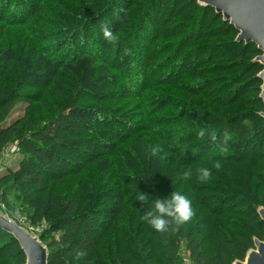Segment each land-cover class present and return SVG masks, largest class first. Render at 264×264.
Here are the masks:
<instances>
[{
    "label": "trees",
    "instance_id": "trees-1",
    "mask_svg": "<svg viewBox=\"0 0 264 264\" xmlns=\"http://www.w3.org/2000/svg\"><path fill=\"white\" fill-rule=\"evenodd\" d=\"M177 1L181 0H150V28L146 27V33L141 31L138 38L136 36L140 48L146 50L155 41L153 37H160L158 29L168 17L164 9L172 10L170 16L176 17L183 7H177ZM193 1L197 8L202 9L198 13L203 16V22L211 23L217 17L238 34L235 27L224 21L223 15L217 14L214 8ZM110 22L118 25L117 29L121 25L120 22ZM103 25L98 29L100 32L101 28L105 31ZM181 27L185 32L183 39L190 37L196 40L203 36L204 25L201 23L198 28L178 26ZM101 34L105 57L101 63H98L100 58L96 54L83 50L62 65L50 55L34 57V48L30 47L26 56L18 58L21 74L15 76L10 72L12 78L20 81L24 75L32 74L46 86L56 83L62 95L59 109L46 123L37 121L28 125L19 119L9 127L0 126V150L3 142L17 139L22 155L17 170L0 177V185L10 184L17 201L22 197L23 203L29 200L38 204L40 212L48 219V232L65 229L60 241L54 240L47 245L48 264H154L155 261L178 264L173 252H167L165 259L159 255L161 249H157L161 239L166 237L170 241L176 232L186 240L191 258L197 264H232L236 259L244 260L247 251L254 247L255 239L264 240V221L258 213L260 208H264V102L260 94L245 113L213 117L215 121L210 118L215 115L211 114L208 119L199 117L190 122L191 125H207L204 131L208 134L204 137H211L209 142H213L214 148L207 152L208 141H200L202 137L197 135L196 129L189 134L192 145L200 148L188 156L180 154L175 160L184 167L181 180L186 182V186L177 188V191L191 200L193 215L185 223H171L167 231L157 232L141 220L150 208L142 201L140 205L136 201L132 204L131 195L136 193L138 196L142 192L149 199L159 197L157 183L164 168L159 155L151 157L146 154L148 150L137 148L135 153L141 168L129 164L131 176L123 178L119 169L126 166V162L119 158L118 144L123 143L127 134L112 123L107 124L109 119L100 108L85 105L79 99L85 93L97 98L105 97L107 86L119 83V76L107 68L108 38ZM241 45L244 52L251 55L244 75L251 78L253 88L261 91L263 81L259 74L264 66L254 58L262 51L254 43L241 42ZM118 47L123 53V47ZM4 55L3 65L15 57L16 51L7 49ZM136 55V66L145 64L148 71L154 61L151 54L139 51ZM68 80L70 88L73 87L72 92L63 84ZM215 83L217 81L209 85ZM19 97L13 89L3 90L0 94V119ZM87 134L92 137L88 138ZM110 156L116 157L111 159ZM104 158L111 161L110 166L102 170L103 177L89 181V168L98 161L103 162ZM217 161L221 168H212L211 178L200 182L197 169L211 167ZM178 171H181L179 167ZM185 172L190 173L187 179ZM176 176V171L172 170L169 180L173 181ZM72 181L76 185L71 193L56 192L60 185L69 183L71 187ZM231 188L237 193L235 198L241 199L243 210L248 211L244 216L245 222L234 220L232 212L225 208L229 198L227 194L234 190ZM131 204L132 212L129 209ZM238 211L234 213L239 215L241 210ZM133 225L135 230L143 229L138 234L140 239L139 236L133 238V234L124 229L129 230ZM146 248L155 251L154 258L148 257ZM6 250L12 252V264L26 263V255L18 241L0 227V258Z\"/></svg>",
    "mask_w": 264,
    "mask_h": 264
},
{
    "label": "rangeland",
    "instance_id": "rangeland-1",
    "mask_svg": "<svg viewBox=\"0 0 264 264\" xmlns=\"http://www.w3.org/2000/svg\"><path fill=\"white\" fill-rule=\"evenodd\" d=\"M177 3L175 5L183 6L182 9L174 18L169 13L172 10L164 9L168 17L158 29L160 37H153V44L144 50L139 47L137 35L141 31L146 33V27L150 28V0H0V94L6 88L13 89L20 96L14 105L4 111L5 117L0 119V126L9 127L19 119L28 125L37 121L44 124L62 103L56 83L46 86L32 74L24 75L21 81L10 76V72L15 76L22 72V66L17 64L18 58L26 56L31 47L35 51L32 54L34 57L50 55L63 65L85 50L96 54L100 58L98 63H101L102 58H105L101 39L104 29L101 28V32L98 29L104 24L105 30L112 34L108 38L109 53L105 61L107 68L119 76V83L108 85L105 97L97 98L85 93L79 99L85 105L100 108L109 119L107 124L112 123L127 134L123 143L118 144L119 158L126 162V166L119 169L123 178L131 176L129 164L141 168L135 153L137 148L150 150L158 145L162 149L158 155L164 165L157 183L158 196L170 195L177 188H184L186 182L181 180L184 167L175 158L180 154L188 156L195 153V149L200 146L192 145L189 134L193 129L199 132L207 128L205 124L191 125L190 122L199 117L208 119L211 114L215 115L210 116L213 119L245 113L250 104H255L261 91L257 87L253 88L251 78L244 75L251 55L244 52L241 43H236L238 34L230 25L217 17L211 23L203 22V16L198 13L202 9L197 8L193 0ZM114 17L116 19L112 20ZM110 21L120 22L121 25L117 29L118 25ZM200 23L204 25L202 37L196 40L190 37L183 39L185 32L178 26L198 28ZM75 41H79L78 44ZM118 46L123 47V53ZM7 49L16 51V55L3 65ZM139 51L145 52V55L150 53L154 60L148 71L145 64L139 65V68L135 64ZM215 81V85H209ZM63 84L69 92L73 91L69 80ZM86 136L92 137L90 134ZM202 138L199 140L208 141L207 152L212 151L214 145L209 142L211 137ZM18 142L13 139L2 143L0 177L17 170L22 155L12 152V147ZM111 159L104 158L103 162L98 161L89 168V181L103 177L102 170L110 166ZM178 167L181 171H178ZM172 170L176 171L177 176L170 181L169 173ZM71 183V187L69 183L60 185L56 192H70L76 185L74 181ZM13 189L10 184L0 185L2 213L39 237L46 246L54 240L60 241L65 229L48 232V219L40 212L39 205L29 200L23 203L22 197L17 201ZM236 194L235 189L227 194L229 198L225 208H229L234 220L245 222L244 216L248 211L243 210L241 199L235 198ZM131 196L132 204L135 201L139 205L142 203L136 199V193ZM107 201L111 202V199ZM132 204L129 206L131 212L134 209ZM238 210L241 211L236 215L234 212ZM144 224L148 225L146 222ZM134 226L129 230L126 227L124 229L133 234V238L139 236L140 239L138 234L143 229L135 230ZM167 241L165 237L157 244V249H161L159 255L166 259L168 254L174 253L178 264H197L191 258L186 240L178 232ZM251 249L244 260L236 259L232 264L245 261ZM149 250L146 248L148 257L154 258L155 251ZM11 254L10 250H6L1 255L0 264H12L14 259ZM164 263L155 261L154 264Z\"/></svg>",
    "mask_w": 264,
    "mask_h": 264
},
{
    "label": "water",
    "instance_id": "water-1",
    "mask_svg": "<svg viewBox=\"0 0 264 264\" xmlns=\"http://www.w3.org/2000/svg\"><path fill=\"white\" fill-rule=\"evenodd\" d=\"M201 5L210 6L223 20L230 22L238 31L237 41L246 44L254 43L262 53L256 61L264 66V0H197ZM263 81L260 98L264 102V68L259 74ZM264 117V112H262ZM264 221V208L259 209ZM0 227L11 234L19 243L26 255L25 264H48V247L40 238L33 235L25 227L6 216L0 210ZM255 248L251 249L245 261L234 264H264V241L255 239Z\"/></svg>",
    "mask_w": 264,
    "mask_h": 264
},
{
    "label": "clouds",
    "instance_id": "clouds-1",
    "mask_svg": "<svg viewBox=\"0 0 264 264\" xmlns=\"http://www.w3.org/2000/svg\"><path fill=\"white\" fill-rule=\"evenodd\" d=\"M104 36L111 38L112 34L108 30L104 31ZM206 133L201 129L197 135L200 137L205 136ZM215 140V136L212 137ZM162 149L157 145L153 146L147 155L156 157ZM212 168L219 169L221 164L217 161L212 164L211 167H200L197 169V179L200 182H207L211 178ZM190 173L185 172L184 177L187 179ZM151 196V195H150ZM152 197V196H151ZM140 201L144 202L150 210L145 211L141 217V220L146 222L153 230L157 232H165L171 223H185L193 215L192 202L188 196L180 191H172L171 194L163 197H152L149 199L145 193L140 192L136 197Z\"/></svg>",
    "mask_w": 264,
    "mask_h": 264
},
{
    "label": "built area",
    "instance_id": "built-area-1",
    "mask_svg": "<svg viewBox=\"0 0 264 264\" xmlns=\"http://www.w3.org/2000/svg\"><path fill=\"white\" fill-rule=\"evenodd\" d=\"M12 152H19V146H18V144H16V145H14L13 147H12Z\"/></svg>",
    "mask_w": 264,
    "mask_h": 264
}]
</instances>
